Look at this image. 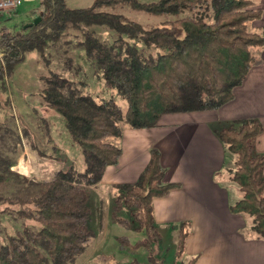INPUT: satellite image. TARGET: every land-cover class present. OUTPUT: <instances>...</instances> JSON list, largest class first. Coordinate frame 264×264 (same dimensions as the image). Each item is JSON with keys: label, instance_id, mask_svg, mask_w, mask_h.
<instances>
[{"label": "trees", "instance_id": "16d2710c", "mask_svg": "<svg viewBox=\"0 0 264 264\" xmlns=\"http://www.w3.org/2000/svg\"><path fill=\"white\" fill-rule=\"evenodd\" d=\"M38 1L34 17L40 21L35 26L14 33L0 28V111L8 104L6 82L24 54L36 52L43 57L49 45H56L70 30L81 32L79 45L94 74L125 100L126 110L112 99L96 101L56 73L44 77L41 99L62 117L83 157L81 171L64 164L47 181H34L12 170L21 136L8 121L0 122V215L18 226L7 235L0 223V264H74L94 238L87 225L88 191L121 155L120 147L108 139H119L123 126L150 129L164 115L219 109L233 99L234 89L250 69L261 63L264 49V34L250 30V24L262 16L255 0H94L81 9L68 8L64 0ZM117 7L177 18L144 28L109 11ZM262 131L257 119H245L216 135L233 157L228 180L240 194L229 211L247 218L249 235L264 241V176L260 175L264 155L254 150ZM23 136L29 137L26 129ZM30 148L40 158L51 159L33 142ZM164 173L160 154L152 149L135 182L113 187L125 198L115 200L111 221L125 228L133 225L136 232L147 235L134 244L120 237V248L147 249L149 264H163L151 255L150 239L159 238L152 201L179 187L165 184ZM132 207L137 209L132 221L119 217L123 208ZM189 235L190 224H178L176 256H183ZM197 259L190 257L187 264Z\"/></svg>", "mask_w": 264, "mask_h": 264}, {"label": "crops", "instance_id": "0c3cea01", "mask_svg": "<svg viewBox=\"0 0 264 264\" xmlns=\"http://www.w3.org/2000/svg\"><path fill=\"white\" fill-rule=\"evenodd\" d=\"M30 2L23 0L18 17L35 18L38 0L33 7ZM255 8L262 16L250 24L251 29L264 34V0H255ZM260 55L261 63L250 69L234 89L233 99L219 109L164 115L150 129L123 126L116 142L121 149L117 164L107 167L100 183L90 188L99 192L106 186L135 182L150 150L156 149L165 171L163 182L179 187L152 201L154 222L160 236L171 229L177 238L178 224H190L183 256H198L194 264H264V241L249 235L247 218L229 211L240 194L224 174L233 162L216 135L234 122L257 119L263 131L254 150L264 155V49ZM260 175L264 176V168Z\"/></svg>", "mask_w": 264, "mask_h": 264}, {"label": "rangeland", "instance_id": "374dc122", "mask_svg": "<svg viewBox=\"0 0 264 264\" xmlns=\"http://www.w3.org/2000/svg\"><path fill=\"white\" fill-rule=\"evenodd\" d=\"M93 0H66L70 9L87 8ZM140 3H152L157 0H137ZM37 0L29 3L36 6ZM39 4V1H38ZM38 10V9H37ZM108 10V9H107ZM126 18L139 23L144 28L160 26L177 18L171 15H148L144 12L117 7L109 9ZM37 12V11H36ZM37 18V17H36ZM35 18L17 16V13L0 16V28L4 27L14 33L20 31L27 23ZM29 21V22H27ZM250 30L251 29L250 25ZM102 38L107 39L108 34L97 29ZM82 35L79 31L70 30L58 41L56 45H49L43 57L36 52L24 54L23 61L13 70L7 80V94L4 98L8 104L0 111V122L8 121L15 126L21 136V143L16 152V173L34 181H47L51 175L60 170L63 165L72 164L77 171L83 169V157L79 147L73 143L65 127L62 117L45 106L40 92L44 88L43 78L56 73L78 84L82 93L91 96L96 101L112 99L123 112L126 102L113 89L107 88L100 77L96 76L87 61L84 51L80 47ZM140 47V46H139ZM69 61V68L67 67ZM26 129L29 137H22V130ZM31 142L51 159L40 158L36 151L30 148ZM116 144L117 139H108ZM233 162V157L230 155ZM233 165L230 166V169ZM226 169L224 174L228 178ZM88 205L91 210L88 227L94 232V238L86 245L84 253L74 264H149V253L145 248L132 250L129 247L120 248L118 238L126 237L130 244L147 238L142 232H136L134 226L125 228L113 223L111 225V209L117 198L124 199V194L114 188L106 186L99 192L89 189ZM107 200L109 206L107 205ZM136 207L123 208L119 217L132 221ZM110 219V220H109ZM109 220V222H108ZM0 223L10 235L16 224L10 221L7 215H0ZM159 238L152 235L151 255L163 264H187L188 258L176 256L177 236L175 230L167 229Z\"/></svg>", "mask_w": 264, "mask_h": 264}, {"label": "built area", "instance_id": "2783aa9c", "mask_svg": "<svg viewBox=\"0 0 264 264\" xmlns=\"http://www.w3.org/2000/svg\"><path fill=\"white\" fill-rule=\"evenodd\" d=\"M22 6L23 0H0V16L16 13Z\"/></svg>", "mask_w": 264, "mask_h": 264}, {"label": "water", "instance_id": "95a60500", "mask_svg": "<svg viewBox=\"0 0 264 264\" xmlns=\"http://www.w3.org/2000/svg\"><path fill=\"white\" fill-rule=\"evenodd\" d=\"M39 21H40V18L37 17V18L33 19V21L31 23H28V24L24 25L23 28L25 29L27 27L35 26Z\"/></svg>", "mask_w": 264, "mask_h": 264}]
</instances>
